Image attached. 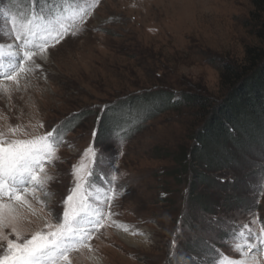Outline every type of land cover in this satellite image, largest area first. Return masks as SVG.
<instances>
[{
	"label": "rangeland",
	"instance_id": "rangeland-1",
	"mask_svg": "<svg viewBox=\"0 0 264 264\" xmlns=\"http://www.w3.org/2000/svg\"><path fill=\"white\" fill-rule=\"evenodd\" d=\"M41 2L0 0V9L19 16ZM77 2L83 0H48V7L55 11ZM251 11L250 0H98L85 22L77 24V35L50 42L37 59L41 67L21 78L19 91L4 81L10 93L0 92V132L6 138H30L53 128L62 136L56 149L60 162L45 164L54 177L46 185L51 194L41 195L47 206L32 201L39 215L26 212L24 235L30 238L43 229L45 219L56 223L57 215L62 218L63 201L74 187L73 165L85 149L98 145L118 168L113 170L116 198L107 226L88 241L92 251L72 252V264H90L91 254L104 264H192L190 258L202 264L200 241L205 238L226 260L241 258L225 225L254 220L251 227L257 233L264 225V187L259 183L264 140L241 152L228 142L220 154L228 156L223 165L185 171L181 154L194 145L205 117L181 97L221 101L222 61L242 63L247 47H264L251 31ZM10 26L9 17L0 15V31ZM168 98L175 104L163 111L162 100ZM104 110L105 121H111L108 132L98 126ZM144 116L145 122L139 121ZM16 126L28 135H13L9 129ZM93 130L99 131L97 138ZM97 172L91 180L107 188L109 169L101 166ZM196 174L204 175L205 182L199 180L193 194L190 183ZM112 221L126 225L138 244L118 237L115 230L123 229ZM177 239L178 247L172 243ZM247 259L248 264H264V249H252Z\"/></svg>",
	"mask_w": 264,
	"mask_h": 264
},
{
	"label": "snow or ice",
	"instance_id": "snow-or-ice-1",
	"mask_svg": "<svg viewBox=\"0 0 264 264\" xmlns=\"http://www.w3.org/2000/svg\"><path fill=\"white\" fill-rule=\"evenodd\" d=\"M10 2L15 3V0ZM97 2L83 0L75 7L65 6L54 11L48 7V0H43L38 8L19 16L0 9V15L9 17L11 25L7 31H0L3 38L0 40V92L10 93L4 81H12L19 91L21 78H27L41 67L37 59L44 57L50 42L58 43L69 33L77 35V24L85 22ZM13 36L14 41L9 42ZM9 131L13 135H28L20 126L11 127ZM92 136L97 137L98 132L93 130ZM61 143L62 136L56 128L25 139H8L0 132V242L6 241V244L0 243V264H72L70 254L82 248L92 251L88 243L92 233L107 226L106 217L110 220L112 216L111 203L118 187L113 170L118 171V168L98 151V145H90L84 150L79 164L73 165L74 187L63 201L62 218L57 215L56 223L45 219L43 229L33 232L30 238L24 235L21 225L26 212L37 215L32 201L47 206L41 195L51 194L46 191V185L54 177L49 175L45 164L54 166L60 162L56 149ZM101 166H106L109 169L107 175L111 176L107 188L97 186L91 180L99 174L97 168ZM259 183L264 187V177ZM248 215L252 216V211ZM254 222L225 225L234 251L241 258L226 260L205 238L200 241L205 253L202 264H248L247 257L252 249H264V225L257 233L251 227ZM112 226L122 227L115 221ZM6 229L10 232L6 233ZM123 231L129 230L125 227ZM10 235L15 238H9ZM172 243L178 247V239ZM190 259L196 264L194 258Z\"/></svg>",
	"mask_w": 264,
	"mask_h": 264
},
{
	"label": "trees",
	"instance_id": "trees-1",
	"mask_svg": "<svg viewBox=\"0 0 264 264\" xmlns=\"http://www.w3.org/2000/svg\"><path fill=\"white\" fill-rule=\"evenodd\" d=\"M250 2L251 31L264 45V0ZM219 75L220 86L225 93L220 102L208 103L192 94L181 97L183 101L198 106V112L205 117L201 129L195 135L194 145L187 153L181 154L185 171L200 170L199 166L211 169L213 165H223V160L228 156L220 154L228 142L235 144L236 150L241 152L264 140V47H247L242 63L223 60ZM162 101L165 103L163 111L175 104L169 98ZM105 110L98 118V126L105 127L108 132L112 130L111 121H105L108 113ZM146 119L144 116L139 121L145 122ZM199 180L205 182L204 175H195L194 181L190 183L191 193L194 194ZM195 196L199 199L197 194Z\"/></svg>",
	"mask_w": 264,
	"mask_h": 264
},
{
	"label": "bare ground",
	"instance_id": "bare-ground-1",
	"mask_svg": "<svg viewBox=\"0 0 264 264\" xmlns=\"http://www.w3.org/2000/svg\"><path fill=\"white\" fill-rule=\"evenodd\" d=\"M39 214H37L38 216ZM121 226H126L123 223L122 224H118ZM120 228V227H119ZM120 229H123L122 227ZM116 232H114L118 237H120L125 243L132 245V246H136L138 244V240L134 239L133 237H131L130 232H123L120 231L118 232L117 230H115ZM89 263L90 264H104V262L97 256H95L94 254H91L89 257Z\"/></svg>",
	"mask_w": 264,
	"mask_h": 264
}]
</instances>
